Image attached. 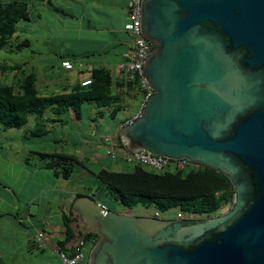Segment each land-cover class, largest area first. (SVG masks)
<instances>
[{"label": "water", "instance_id": "95a60500", "mask_svg": "<svg viewBox=\"0 0 264 264\" xmlns=\"http://www.w3.org/2000/svg\"><path fill=\"white\" fill-rule=\"evenodd\" d=\"M141 30L154 93L117 137L225 174L234 201L180 219L76 197L75 233L97 234L88 264H264V0H143Z\"/></svg>", "mask_w": 264, "mask_h": 264}, {"label": "crops", "instance_id": "0c3cea01", "mask_svg": "<svg viewBox=\"0 0 264 264\" xmlns=\"http://www.w3.org/2000/svg\"><path fill=\"white\" fill-rule=\"evenodd\" d=\"M126 2L30 0L27 38L19 40L17 32L15 43L27 39L32 55L21 71L36 75L39 95L71 94L103 68L109 97L106 105L85 100L77 111L55 101L44 110L40 126L32 115L24 126L0 133L8 140L0 143V258L6 264H62L63 243L69 251L81 246L86 256L89 245H80L74 230L73 200L84 193L105 205L93 188L98 183L106 189L97 174L128 170L129 163L112 156L105 140L117 137L144 101L143 90L121 69L131 41L124 29ZM66 60L74 68L63 67ZM9 73L16 76L13 82L20 78L18 69ZM115 211L135 214L132 208ZM38 231L45 233L42 246L36 242Z\"/></svg>", "mask_w": 264, "mask_h": 264}, {"label": "trees", "instance_id": "16d2710c", "mask_svg": "<svg viewBox=\"0 0 264 264\" xmlns=\"http://www.w3.org/2000/svg\"><path fill=\"white\" fill-rule=\"evenodd\" d=\"M29 5L30 0H0V51L12 52L27 46V39L15 43L14 36L18 23L29 19ZM17 69L20 78L16 82L7 83L0 78V133L8 128L24 126L32 115L40 126L44 110L55 101L62 100L65 109L73 106L77 111L85 100L105 104V97H109L107 86L110 79L103 68L97 70L88 84H80L71 94L54 96L39 95L34 73L24 74L21 71L22 66L0 62L2 74ZM129 82L139 86L136 79ZM97 177L107 190L114 193L122 206L129 209L153 206L161 212L176 208L184 214L211 216L218 214L224 205L231 207L235 196L234 187L225 174L202 164L189 169L169 167L160 172L142 164H132L126 171L101 169ZM84 195L86 194L81 193L76 197ZM106 206L115 211L114 207ZM64 220L66 221L65 218ZM73 233V230L68 233L70 235H67L66 240L69 241ZM96 238L97 234L89 233L84 242L88 243L91 249ZM60 248L59 250L68 254L76 251L67 250L65 243L61 244ZM0 264H6L2 258Z\"/></svg>", "mask_w": 264, "mask_h": 264}, {"label": "built area", "instance_id": "2783aa9c", "mask_svg": "<svg viewBox=\"0 0 264 264\" xmlns=\"http://www.w3.org/2000/svg\"><path fill=\"white\" fill-rule=\"evenodd\" d=\"M143 0H127V21L124 29L131 36V41L127 50L124 53L125 61L121 65V69L126 73L128 78L136 79L139 87L144 92V101L139 113L134 117L136 118L142 112L145 101L154 93L153 86L146 79L143 68L149 51L153 48V43L147 40L141 30V6ZM62 66L67 69L74 68L73 63L69 60L62 61ZM90 82V79L83 81L81 84L86 85ZM133 118V119H134ZM131 119L130 121H132ZM129 122V121H128ZM105 140L109 143V153L114 157H121L124 161L132 164H142L155 171H164L171 167L174 169H189L193 166H197L198 163L191 162L187 159L173 160L163 155H155L146 150H140L136 152H129L121 144L118 137H106ZM108 210V207L104 205V213ZM176 218H193L186 216V214L178 212L175 215ZM45 233L38 231L36 234V242L39 246L44 243ZM84 240L80 242L83 245ZM81 247V246H80ZM73 254H68L65 251L58 250L59 257L62 264H88V258L84 255L81 249L75 248Z\"/></svg>", "mask_w": 264, "mask_h": 264}, {"label": "rangeland", "instance_id": "374dc122", "mask_svg": "<svg viewBox=\"0 0 264 264\" xmlns=\"http://www.w3.org/2000/svg\"><path fill=\"white\" fill-rule=\"evenodd\" d=\"M17 32L20 35L19 40L22 39V38H27V22L26 21L22 20L20 24L18 23V25H17ZM17 32H16V34H17ZM16 34L14 36V39L15 40H16ZM30 55H32V53L27 49V47H24L21 50H18V49L17 50H14L12 52H6L5 50H1L0 51V62L1 63L10 64V65L19 63V65L24 68L25 65L23 63L24 62H27V57H30ZM33 56H35V55L33 54ZM1 76L3 77V80L6 81L7 83L13 82L15 80V77H16L15 75L13 76L12 73H9V74H6V73L5 74H2V73H0V77ZM5 77H6V79H5ZM131 80H133V79H131ZM11 131L16 132L18 130L17 129L10 130V131H8V133L11 132ZM5 137L6 136H4V135H1L0 136V143H5V141L8 142V140L5 139ZM130 165L132 166V164L129 163V166L127 167V169H130L131 168ZM93 188L94 189L96 188L95 189V192H97V195L99 196V198H101L102 200H104V202L108 206H110L111 208H113V207L114 208L118 207V208H121V209L124 208L122 206V204L119 202V200L116 198V196L114 195V193L110 192L107 189H103V187L100 186L98 183L96 185H94ZM229 208H230V206L224 205L222 208H220V211H219L218 214H221V213L226 212ZM132 211L135 214H137V215H149V216L156 215V216H159V218H172L177 213L178 209L174 208V209H171V210H169L167 212H161V211L155 209L153 206H150V207H147V208H145L143 206H138V207L133 208ZM186 216H191L193 218H198V217L202 218V217H205L204 215L201 216V215H193V214H186ZM89 251L86 254V257L87 258H88V255H89Z\"/></svg>", "mask_w": 264, "mask_h": 264}, {"label": "clouds", "instance_id": "9594fccd", "mask_svg": "<svg viewBox=\"0 0 264 264\" xmlns=\"http://www.w3.org/2000/svg\"><path fill=\"white\" fill-rule=\"evenodd\" d=\"M175 217V216H174ZM176 218V217H175Z\"/></svg>", "mask_w": 264, "mask_h": 264}]
</instances>
